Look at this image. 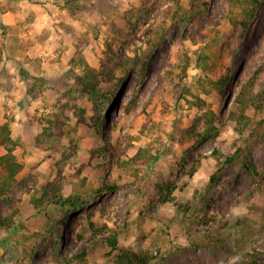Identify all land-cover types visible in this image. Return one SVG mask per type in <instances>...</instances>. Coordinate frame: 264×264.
I'll use <instances>...</instances> for the list:
<instances>
[{"label": "rangeland", "instance_id": "rangeland-1", "mask_svg": "<svg viewBox=\"0 0 264 264\" xmlns=\"http://www.w3.org/2000/svg\"><path fill=\"white\" fill-rule=\"evenodd\" d=\"M72 1L0 0V125L24 166L10 202L0 198V219L16 221L0 232V264H78L65 258L84 248L83 264H114L115 235L152 264H264V126L212 183L213 151L233 144L234 125L189 139L181 131L198 113L177 100L188 86L219 113L236 109L241 79L258 72L264 87V0ZM77 53L98 69L118 65L123 80L102 84L97 111L79 98L87 119L102 113L98 129L71 117L60 140L39 137L73 86ZM205 75L228 78L218 95L197 88ZM141 148L154 161L125 164ZM33 180L55 185L51 201L75 194L84 206L38 212Z\"/></svg>", "mask_w": 264, "mask_h": 264}, {"label": "trees", "instance_id": "trees-1", "mask_svg": "<svg viewBox=\"0 0 264 264\" xmlns=\"http://www.w3.org/2000/svg\"><path fill=\"white\" fill-rule=\"evenodd\" d=\"M72 2L74 1L67 0V6L70 7L71 5L69 4ZM191 3L194 7H198L202 0H191ZM184 40H188V38L185 37ZM198 40L200 38H191L193 44H196ZM231 55L236 58L235 54ZM183 56L187 59H185L183 66L184 70H186L190 62L187 54H179V57L182 58ZM73 65L77 69L73 86L64 94V100L59 102L58 109L53 114V117L45 120L39 137L60 140L65 134V128L68 126V121L71 117H75L79 123L83 122L98 129L102 113L99 112L87 119V109L80 105L79 98L92 103L93 108L97 111L100 102L103 100L102 98L105 96L102 84L123 80V78H117L116 76L118 65L104 70L98 69L90 65L81 53H77L73 60ZM259 78L260 76L256 72L247 79H241L236 98V109L225 110L222 107L219 113L207 110L205 108L206 103L200 97L199 92L195 93L192 88L183 86L179 91L177 100H184L190 110H195L198 113L191 125L182 129L181 132L185 137L200 142L211 136H216L223 127L229 124L234 125V130L238 135L233 144L229 145L226 142H221L214 149L213 155L217 157L219 162L216 171L211 175L212 183L215 182L218 173L222 171L224 165L231 163L235 153L241 151L242 145H245L264 126V118L260 116L264 111V87L260 88L258 86ZM227 79L225 77L213 81L205 75L197 79V88L209 93L208 87H212L214 93L218 95L219 90L226 86ZM0 147L5 150L0 155V198L3 201L10 202V192L17 183V177L24 166L18 161L15 154L18 143L12 137L11 128L7 123L0 125ZM116 151L117 156H113V163L118 164L123 156L128 155L129 148L124 146L121 149H116ZM155 158V154L151 153L147 148H141L129 158L130 162H125V164L133 162L136 165H143L154 161ZM30 185L33 188L31 204L38 212H45L47 209L52 208L57 212L70 213L73 209H79L84 206L85 201L75 194L68 196L60 194L58 198L51 201L49 198L56 190L54 184H41L33 180ZM109 189H112V187H109ZM168 199L174 201V198L166 196L165 200ZM15 222V212H10L7 216L0 219V232L12 230ZM108 243L112 251L117 252L114 264H152L149 256L140 255L129 248L120 247L116 235L108 239ZM86 251L87 248H84L80 254L65 259L67 261L77 259L78 264H83L86 261Z\"/></svg>", "mask_w": 264, "mask_h": 264}, {"label": "crops", "instance_id": "crops-1", "mask_svg": "<svg viewBox=\"0 0 264 264\" xmlns=\"http://www.w3.org/2000/svg\"><path fill=\"white\" fill-rule=\"evenodd\" d=\"M7 13H9V12H6V14H7ZM17 16H20V13H19V12H18V13H14V16H13V17H14V18H17ZM9 19H10V17L8 18V20H9Z\"/></svg>", "mask_w": 264, "mask_h": 264}]
</instances>
